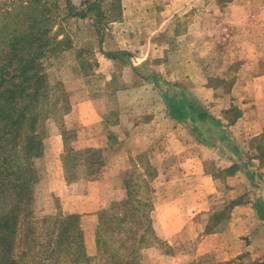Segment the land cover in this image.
<instances>
[{
  "label": "rangeland",
  "instance_id": "1",
  "mask_svg": "<svg viewBox=\"0 0 264 264\" xmlns=\"http://www.w3.org/2000/svg\"><path fill=\"white\" fill-rule=\"evenodd\" d=\"M119 1L121 0H85L82 5L77 6L71 0H0V85L8 86L11 75L19 73L21 64H29L27 60L21 62V59H14L13 53L20 47L25 51L24 56L28 57L30 40L34 41L31 63L35 67L42 66L41 72L46 75L41 86L35 79L24 81L26 87L18 96V99L31 103L28 115L39 118L37 130L44 142V153L34 160L39 180L34 185L32 200L28 206L26 204L27 208L22 211L21 216L16 218L18 231L13 247L17 264H111L114 255L111 253L115 250L125 253L123 249L117 250L116 247L110 248L111 253L104 252L108 248L104 244L106 238L102 237V245L98 244V226L88 233L80 214L66 212V199L56 192L62 175L70 182L77 183L81 179H87L91 167L95 165L93 160L96 153L88 151V148L76 141L81 134L80 126L68 129L65 125L66 115L72 107L74 88L85 82L93 92L91 96L94 95L101 109H105L107 120L103 123L104 129L110 130L113 127L117 111L122 110L123 117L127 120L126 128L130 125V129L141 130L146 135L148 151H144L145 154L139 157V162L145 164L146 161L153 162V159L158 161V154H161L162 165L159 171L164 173L170 166H180L188 151L198 155V160L206 170L214 171L220 176L228 172L224 166L229 162L219 155L215 149L217 147L195 143L196 139H192L189 131L185 134L187 151L180 154L168 152L172 132L177 127L170 117V100L178 96L177 91L185 92L189 98L208 106L216 114L229 116L232 120L227 123L230 122L229 125L240 134L244 157L253 163L245 164L248 172H242L247 179V184L242 186L243 197L258 196L264 200V177L258 178L253 174V170L255 172L258 169L264 175V127L260 133L251 137L257 129L253 124L249 129V124L247 127L242 118L245 110L243 103L248 101L240 94L244 86L239 85L249 79V74L245 76V62L248 59L236 58L238 51L244 49L243 44L250 50L259 46L258 50L264 52V34L256 32L250 36L252 33L248 31L252 28L251 21L240 24L233 22L239 15V9L230 4L231 0H154L149 8L137 7L134 12H137L140 20L130 26L131 33L136 35L137 46L130 54L126 52L131 62L138 65L135 66L134 76L129 83L136 90L131 92V89L128 97L122 91L119 92L122 73L116 72V64L105 62L102 66L104 72H99L100 77L96 76V79L86 81L81 78V75L94 74L93 68L101 64L95 48L102 33L110 36L116 30H121L110 24L112 19L121 17L125 12L126 8L123 9ZM258 1L264 4V0ZM93 2L96 4L88 9ZM71 7L76 12L85 14L70 15ZM261 10L264 8L244 9L249 16ZM127 11L129 15H133V12ZM252 30L257 31V28ZM109 45L110 43H104L106 48ZM107 51L112 54L116 50ZM98 52L101 53V50ZM112 69H115L117 77L102 84ZM33 71V67L25 71L26 76ZM16 80L21 79L18 77ZM144 80L154 81L155 84L147 83V86L142 83ZM183 124L185 129H189L186 123ZM63 129H66L64 147L58 140ZM220 149L226 153V149ZM60 150L61 156L57 155ZM99 152L98 150V155ZM101 152L104 160L111 155L110 151ZM134 161L131 159L124 169V177L131 180L133 190L137 191L135 195L147 196L145 188L148 186L142 184L145 180L148 181L144 175L147 168H140ZM147 174L154 175L155 170L150 172L148 169ZM222 183L217 188L224 187ZM11 195L8 193L1 196L0 205L1 200H11ZM118 202L109 200L105 209L112 205L116 208ZM235 202L239 201H230L227 205L217 204L213 213L215 221L231 210ZM12 205L13 202L10 206ZM129 206L131 205L125 208ZM148 208L147 206L140 212L146 213ZM1 213L0 217H3ZM73 214L83 229L86 249V256L83 257H90V263L76 260L83 257L76 256L74 250L62 244L66 241H62L61 245L64 246L59 247L56 220L61 221V217L64 219ZM147 216L146 214L144 218L146 225ZM105 234L108 236L110 233L105 231ZM145 235L146 241L160 243L151 230ZM114 240L117 241V237L112 239ZM162 246L166 247L165 244ZM2 250L4 251L3 245L0 243L1 255ZM215 259L205 257L206 262L213 263L212 260ZM213 264H264V260L247 250L236 258L223 262L215 260Z\"/></svg>",
  "mask_w": 264,
  "mask_h": 264
},
{
  "label": "crops",
  "instance_id": "2",
  "mask_svg": "<svg viewBox=\"0 0 264 264\" xmlns=\"http://www.w3.org/2000/svg\"><path fill=\"white\" fill-rule=\"evenodd\" d=\"M71 1L80 6L85 0ZM152 1L154 0L119 1L123 9L126 8L125 12L123 11L121 17L112 19L110 24L117 26L118 29L121 28V30L114 29V31L116 30L114 35L110 36H108L109 34L104 36L102 33L103 36H100L95 48L101 64L93 68L94 74L81 75L83 80L88 81L91 78L96 79V76L100 77L98 73L104 72L102 66L105 62L116 64V72L121 71L122 73L119 92L122 91L124 96L130 97L129 91L132 89L131 92H133L136 89L129 83L134 76L135 66H138L136 62L133 64L126 56L137 46L135 43L136 35L131 33L130 26L135 21L140 20L134 9L144 6L149 8ZM230 4L239 9L238 17L233 20L235 24L251 21L252 28H257V31L251 28L248 33L251 31L252 34L249 35L253 36L256 32L264 34V10L259 13H257L258 11L251 13V16L245 14L244 11L247 7L264 8L262 1L231 0ZM127 10L133 12L135 16L129 15ZM104 43H110L109 48L104 47ZM242 47L244 49L238 51L236 58L239 60L248 59L245 62L247 68L245 69V76L249 74V79L242 81V84L239 85L244 86L240 94L248 101L243 103L245 110L242 118L247 127L249 124V129L253 127L252 124L255 126V130L257 129L252 133V137L260 133L264 127V52L258 50L259 46L251 50L247 49L246 44H243ZM100 50L101 53L98 52ZM107 50L116 51L109 54ZM114 72L115 69H112L102 84L116 78ZM142 83L147 86V83L155 84L151 80H144ZM85 84L86 82L82 86L77 85L74 88L72 107L66 115L65 125L68 129L75 125L80 126L79 132L81 134L76 141L84 148L110 151L111 155L105 160V164L99 171L88 176L85 180L81 179L75 183L70 182L66 176H61L56 192L57 195L66 199L64 204L66 212L79 213L83 224L89 231L88 233L96 229L99 225L101 212L105 209L108 201H120L128 197L129 188L123 171L133 159L140 168H147L144 175L152 188V208L149 213V220L154 237L160 240V243L151 242L141 248L140 264H213L215 260L223 262L236 258L247 250L264 260V220L259 217L255 205L258 196L243 197L242 186L247 184V179L242 175V172L246 174L248 171L247 166L237 153L229 149L223 153L219 147L221 143L215 148L219 155L229 162L224 168H229L234 164L238 165L237 170L227 172L223 176L214 171L206 170L198 160V155H195L193 151L186 152L187 157L180 166H170L166 168L165 173L159 171L162 165L161 154H158L160 158L158 161L153 159V162L148 163L146 161L143 164L139 162V157L145 154L144 151H148L145 132L130 129V125L126 128L125 122L127 120L124 119L122 110L117 111L118 114L115 122H113V127L110 130L109 128L104 129L103 123L107 120L104 114L105 109H101L98 99L94 95L91 96L93 92ZM169 112L171 119L177 126L172 132L171 144L168 147L169 153L180 154L187 151L188 141L185 134L188 131L193 136L192 139H196L197 142L195 141V143L210 146L200 141L198 134L191 126L194 121L190 116L185 121L174 116L171 110ZM210 112L227 124L238 148L245 154L240 141V134H237L232 125H229L230 122L227 123L232 119L226 115L222 116L213 111ZM189 118H191V122L188 120ZM183 123H186L189 129H185ZM65 130L60 132L58 139L63 143V147L66 137ZM246 134L247 130L244 133L245 137ZM62 150L57 155L61 156ZM148 169L150 172L154 169L155 174L149 176L147 174ZM258 172L259 170L255 169V174L259 178ZM219 179L220 181H218ZM221 182L224 183V187L217 188ZM141 197L144 198V196ZM235 200L239 202H235V206L231 210H228L215 221L213 217L215 206L221 203L227 205L230 201ZM164 244L166 247L162 246ZM206 256L216 259L212 260L213 263L206 262Z\"/></svg>",
  "mask_w": 264,
  "mask_h": 264
},
{
  "label": "trees",
  "instance_id": "3",
  "mask_svg": "<svg viewBox=\"0 0 264 264\" xmlns=\"http://www.w3.org/2000/svg\"><path fill=\"white\" fill-rule=\"evenodd\" d=\"M95 4L94 2L90 3L88 9L92 8ZM84 14L85 12L78 13L74 10V7H71L70 15ZM33 45L34 41L30 40L28 57L24 56L25 51L22 48L17 47L14 50V59H21V62L27 60L29 64H21L19 73L16 72L11 75L8 86L4 87L0 85V197L6 196L8 193L12 194L11 200H1L2 203L0 205V213L2 212L3 216L0 217V243L4 249V251H1L2 255L0 254V264H17L13 247V240L18 231L16 218L21 216L22 211L27 208L25 207L26 204L28 206L32 200L34 185L39 180L34 160L44 153V142L37 130L39 118L28 115L27 110L31 106L30 102L18 99L19 94L26 87L24 81L35 79V82L41 86L46 77L41 72L42 66L35 67L36 65L33 66L31 63ZM32 67L34 71L26 76L25 71H28ZM15 70L17 71L16 68ZM18 77L21 80L17 81L16 78ZM3 79L5 80V78ZM177 95L176 98L170 100L171 113L178 119H184L185 121L190 116L194 121L191 126L198 134L201 142L216 147L221 143L219 147L237 153L244 164H253L250 159L244 157L238 148L227 124L211 113L206 106L189 98L185 92L177 91ZM87 150L96 153V158L93 160L95 165L91 167L89 173L91 176L95 171L97 172L102 168L105 160L101 149L88 148ZM98 150L100 151L99 155L97 154ZM237 168L238 165L234 164L227 168V171L234 172ZM253 174H255L254 170ZM258 174L260 178L264 177L260 171ZM142 184L148 186L146 188L148 192L147 196L143 198L139 197L140 195H135L134 193L137 191L133 190L131 180L127 179V186L129 188L128 197L119 201L116 208L112 205L111 208H106L101 212L100 222L96 230L98 244L102 245V237H105L106 241L104 244H107L108 248L104 252L111 253L110 248L113 247H116L117 250L121 248L125 252L112 251L113 253L111 254L114 255L112 262H110L111 264H140L141 248L145 244L151 243L146 241L145 234L151 230V233L154 235L149 220V213L152 208V188L147 181H144ZM12 202L14 205L10 206ZM127 205L131 206L125 208ZM255 205L259 217L264 220V200L259 197ZM147 206L149 207L148 211L141 213L140 210L144 211ZM6 207H8V210H5ZM146 214L148 215L145 219L148 221L147 225L144 223ZM60 219L62 222L56 220L58 222L56 233L60 237L59 247H63L66 244L67 248L74 250L76 256H86L83 229L79 225L76 215H69L64 219L61 217ZM105 231L110 234L106 236ZM76 235L77 238H75ZM116 237L117 241H112ZM62 241H66L67 243L65 242L62 243L64 245H61ZM117 254L119 257L116 256ZM125 255L126 257H124ZM76 260L90 263V257L88 256L87 258H77Z\"/></svg>",
  "mask_w": 264,
  "mask_h": 264
},
{
  "label": "water",
  "instance_id": "4",
  "mask_svg": "<svg viewBox=\"0 0 264 264\" xmlns=\"http://www.w3.org/2000/svg\"><path fill=\"white\" fill-rule=\"evenodd\" d=\"M190 122L192 121L191 118L188 119Z\"/></svg>",
  "mask_w": 264,
  "mask_h": 264
}]
</instances>
